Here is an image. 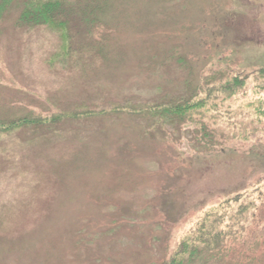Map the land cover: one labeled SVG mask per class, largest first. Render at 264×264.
<instances>
[{"label":"rangeland","instance_id":"obj_1","mask_svg":"<svg viewBox=\"0 0 264 264\" xmlns=\"http://www.w3.org/2000/svg\"><path fill=\"white\" fill-rule=\"evenodd\" d=\"M61 1L0 8V264H264V0Z\"/></svg>","mask_w":264,"mask_h":264},{"label":"trees","instance_id":"obj_2","mask_svg":"<svg viewBox=\"0 0 264 264\" xmlns=\"http://www.w3.org/2000/svg\"><path fill=\"white\" fill-rule=\"evenodd\" d=\"M11 0H0V8L4 7ZM64 2L61 0H24V9L27 14L35 16L37 19L49 18L50 22H57L56 18L63 14ZM39 21V20H38ZM63 23L61 21L60 25ZM241 82L240 78H235L233 82L224 85L228 91L235 88ZM231 91V90H230ZM183 106V105H181ZM224 221L221 219L204 220L196 234H191L184 239L183 246L172 254L164 264H191L203 252H220L230 239H234L232 231L223 233L221 226ZM202 244H200V243Z\"/></svg>","mask_w":264,"mask_h":264}]
</instances>
